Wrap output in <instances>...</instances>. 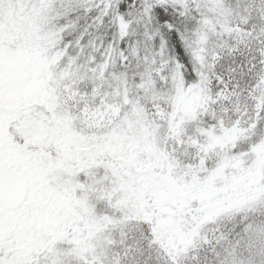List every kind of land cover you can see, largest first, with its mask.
I'll list each match as a JSON object with an SVG mask.
<instances>
[{
	"label": "snow or ice",
	"instance_id": "obj_1",
	"mask_svg": "<svg viewBox=\"0 0 264 264\" xmlns=\"http://www.w3.org/2000/svg\"><path fill=\"white\" fill-rule=\"evenodd\" d=\"M0 264H264V0H0Z\"/></svg>",
	"mask_w": 264,
	"mask_h": 264
}]
</instances>
